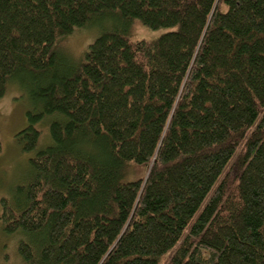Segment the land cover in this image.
<instances>
[{
  "label": "trees",
  "instance_id": "trees-1",
  "mask_svg": "<svg viewBox=\"0 0 264 264\" xmlns=\"http://www.w3.org/2000/svg\"><path fill=\"white\" fill-rule=\"evenodd\" d=\"M133 20L168 31L134 42ZM15 82L33 155L0 218L21 264H264V0H0V98Z\"/></svg>",
  "mask_w": 264,
  "mask_h": 264
},
{
  "label": "rangeland",
  "instance_id": "rangeland-1",
  "mask_svg": "<svg viewBox=\"0 0 264 264\" xmlns=\"http://www.w3.org/2000/svg\"><path fill=\"white\" fill-rule=\"evenodd\" d=\"M114 21L108 17L92 19L87 26L73 32L72 35L58 40L56 49L58 56L69 64H78L84 60L88 46L100 35L104 29L110 28ZM127 35L131 41L150 40L168 31L162 28L152 30L140 21L133 20L127 28ZM31 109L27 93L17 82L9 85L5 95L0 98V216L3 207L14 203L15 195L20 186L27 182L29 174L28 160L33 152L25 153L16 140L19 131L27 126L26 112ZM41 132V144L48 142V129L45 123L37 125ZM147 164L131 165L124 181L144 178ZM19 235H8L3 229L0 218V264H21L18 253Z\"/></svg>",
  "mask_w": 264,
  "mask_h": 264
}]
</instances>
